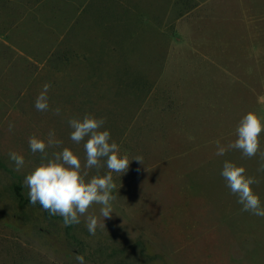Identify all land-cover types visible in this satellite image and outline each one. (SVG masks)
<instances>
[{"label":"rangeland","instance_id":"obj_1","mask_svg":"<svg viewBox=\"0 0 264 264\" xmlns=\"http://www.w3.org/2000/svg\"><path fill=\"white\" fill-rule=\"evenodd\" d=\"M249 111L264 119V0H0V264H264V218L220 175L226 160L245 167L264 205L259 154H215ZM85 114L132 160L95 235L30 205L23 185L42 162L32 135L54 130L85 162L67 123Z\"/></svg>","mask_w":264,"mask_h":264},{"label":"clouds","instance_id":"obj_2","mask_svg":"<svg viewBox=\"0 0 264 264\" xmlns=\"http://www.w3.org/2000/svg\"><path fill=\"white\" fill-rule=\"evenodd\" d=\"M52 85L46 82L35 100V108L40 112L50 110L48 93ZM54 115H61V107L51 109ZM67 123L72 129L70 139L80 144L86 138L83 147L86 153L82 163L77 154L69 147L61 146L63 141L56 138L54 130H49L45 139L36 135L29 137V147L33 154L40 153L41 163L24 178L23 185L29 189V204H39L51 216L62 217L65 227L79 225L83 222L90 235H95L98 227H105L104 220L113 213L112 201L116 185L113 173L124 174L129 168L128 156L121 155L119 145L112 140L109 130H102L106 121L92 114H85L82 119L71 117ZM14 127L9 124V130ZM264 132V119L254 111L247 112L239 121L237 139L228 145L216 142V155L224 156L231 149L239 150L244 158H253L259 154L258 173H264V151H261V133ZM111 141V142H110ZM52 149V151H49ZM9 159L14 162V170L20 171L25 166V158L16 151L9 152ZM136 161L142 163L141 157ZM107 168V173L100 175V169ZM95 169L96 174L90 179L89 173ZM220 175L225 179L231 193L238 197L241 211L264 218V205L253 185L261 180L246 174V169L232 161H224ZM94 205H99V214L103 218L101 225L98 217L90 212ZM77 264H86L85 257L76 253Z\"/></svg>","mask_w":264,"mask_h":264}]
</instances>
